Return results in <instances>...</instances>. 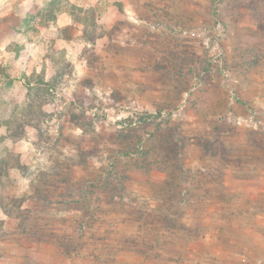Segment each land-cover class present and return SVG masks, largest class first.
Wrapping results in <instances>:
<instances>
[{"label": "rangeland", "instance_id": "374dc122", "mask_svg": "<svg viewBox=\"0 0 264 264\" xmlns=\"http://www.w3.org/2000/svg\"><path fill=\"white\" fill-rule=\"evenodd\" d=\"M0 264H264V0H0Z\"/></svg>", "mask_w": 264, "mask_h": 264}]
</instances>
